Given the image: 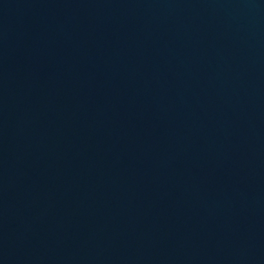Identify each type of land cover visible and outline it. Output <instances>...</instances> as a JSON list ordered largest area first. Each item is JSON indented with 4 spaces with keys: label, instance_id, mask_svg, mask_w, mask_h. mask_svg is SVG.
Returning <instances> with one entry per match:
<instances>
[{
    "label": "water",
    "instance_id": "1",
    "mask_svg": "<svg viewBox=\"0 0 264 264\" xmlns=\"http://www.w3.org/2000/svg\"><path fill=\"white\" fill-rule=\"evenodd\" d=\"M0 264H264V0H0Z\"/></svg>",
    "mask_w": 264,
    "mask_h": 264
}]
</instances>
